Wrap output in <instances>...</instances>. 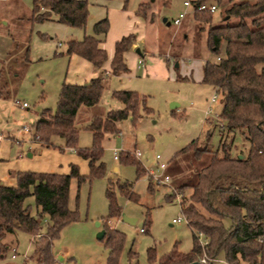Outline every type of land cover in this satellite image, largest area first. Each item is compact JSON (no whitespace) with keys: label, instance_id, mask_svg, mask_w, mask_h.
Returning a JSON list of instances; mask_svg holds the SVG:
<instances>
[{"label":"rangeland","instance_id":"374dc122","mask_svg":"<svg viewBox=\"0 0 264 264\" xmlns=\"http://www.w3.org/2000/svg\"><path fill=\"white\" fill-rule=\"evenodd\" d=\"M185 1L192 0H87L89 15L83 28H71L54 21L31 22L33 0L0 1V70L8 73L6 92L10 96L8 100L0 99V182L8 184L13 180L16 159L22 158L19 167L24 162L35 172L42 173L68 172L69 164L77 159L75 152L58 149L64 145L59 137L52 139L54 148L35 152L32 158H29L32 152L28 147L34 140V124L40 114L45 109L55 112L62 84L83 82L86 75L74 64L75 58L71 60L66 54L68 41L92 35L94 24L107 17L109 30L104 49L109 54L113 37L120 33H133L144 43L140 46L135 42L134 45L142 47L145 55L128 54V71L119 76H106L99 104L80 107L75 117L77 148L89 149L92 146V133L88 130L91 121L123 107L112 98L114 91L136 92L150 110L147 114L140 106L135 122L131 118L123 120L117 124L116 134L105 135L102 177L85 181L80 186L75 179L70 181L68 207L78 213L79 221L66 225L54 241L57 264H106L108 250L104 241L97 239V234L103 230V223L109 216V193L121 214L109 219L108 226L125 237L120 264H150L149 249H154L159 259L173 250L187 254L193 248L192 231L187 223L182 220L173 224L172 221L182 218L181 196L174 188L194 181L191 172L197 162L192 160L191 154L174 156L194 140L199 147L207 145L222 155L219 115L223 98L213 87L201 83L202 65L215 60V56L208 50L206 29L193 20L192 10L183 5ZM143 3L149 4L146 15L154 16L151 23L137 14ZM221 11L218 8L212 15V26L220 24ZM182 13L186 15L181 23L173 25L172 21ZM163 18L171 25L166 26ZM27 48L29 61L24 62ZM23 103L27 104L26 108L22 107ZM24 126L29 132L23 130ZM247 146L236 134L232 155H245ZM115 152L118 160H114ZM125 153L141 164L145 175L137 177L133 164L120 162ZM156 156L160 157L159 162L167 165L165 174L170 177L169 184H161L149 175L150 170L162 175ZM82 164L77 166L79 173L84 175L85 170L87 175L88 165L84 161ZM148 179L152 182V191L148 190ZM125 185L137 196V201L129 200L121 192L120 187ZM173 194L174 198H168ZM190 194L185 191L184 198L188 200ZM26 204L35 216L34 199H27ZM124 218L133 219L134 223L125 222ZM224 224L229 226L230 221L226 219ZM205 242L200 235L199 244L204 246ZM3 243L6 250L0 257V264H35L30 235L22 232L16 236L6 235ZM130 251L136 253V258H129ZM213 264H226L223 252Z\"/></svg>","mask_w":264,"mask_h":264},{"label":"trees","instance_id":"16d2710c","mask_svg":"<svg viewBox=\"0 0 264 264\" xmlns=\"http://www.w3.org/2000/svg\"><path fill=\"white\" fill-rule=\"evenodd\" d=\"M191 4L194 8L216 5L222 10L220 24L215 26L211 25L212 13L192 11L193 20L206 29L207 47L215 56V60L204 62L201 83L213 87L223 98L219 115L222 155L207 145L199 147L197 140L175 154L174 158L191 154L197 162L191 172L194 181L174 188L181 196L180 211L192 231L194 245L187 254L173 250L159 259L154 249H149L148 260L150 264H190L206 259L205 264H213L223 252L226 264H264V0H192ZM148 5L141 4L137 14L151 23L154 16L146 15ZM88 15L87 0H33L30 20L83 28ZM108 30L109 20L105 17L94 24L92 35L67 42L66 54L86 60L99 74L81 85L63 83L55 112L45 109L34 124V143L49 149L55 147L54 137L61 138L64 145L58 149L71 150L86 161L88 174L81 175L78 167L71 164L68 174L24 171L15 174V186L0 183V257L6 250L5 236L22 232L31 237L35 264H57L54 241L66 225L79 221L78 213L68 207L70 181L75 179L80 186L102 177L105 135L116 134L117 124L123 120L131 118L135 122L140 106L147 114L150 111L144 105V98L136 92L114 91L112 98L122 104V109L95 117L88 125L92 146L77 148L75 117L79 108L99 104L106 76H119L128 71L125 54L136 42L133 33L115 42L110 73H107L102 68L107 54L101 44ZM144 55L141 52V57ZM28 56L27 48L24 62L29 61ZM6 75L1 69V100L10 98L6 92L9 89ZM236 134L248 145L245 155L231 153ZM120 159L124 164L134 165L137 177L145 175L141 164L131 160L128 153ZM148 181V190L152 191V182ZM120 190L129 200H138L128 185L121 186ZM185 191L191 192L188 200L184 198ZM31 197L36 206L35 216L26 204ZM172 197L175 195L168 198ZM108 198L109 216L102 226L105 231L102 241L108 250L106 264H120L125 237L110 228L108 221L121 213L111 193ZM226 219L230 221L229 226L224 224ZM200 235L206 241L204 246L199 244ZM129 258H136V253L130 251Z\"/></svg>","mask_w":264,"mask_h":264},{"label":"crops","instance_id":"0c3cea01","mask_svg":"<svg viewBox=\"0 0 264 264\" xmlns=\"http://www.w3.org/2000/svg\"><path fill=\"white\" fill-rule=\"evenodd\" d=\"M0 1H7V0H0ZM186 2V1H185ZM189 2H191V1H189ZM129 34V33H128ZM122 35V36H121ZM107 36V35H106ZM123 36H126V35H123L122 33H120V34H117L116 36H114L113 37V41H114V44H115V42L116 41H118L121 37H123ZM105 39H106V37H105ZM114 44H113V46L112 47H110L109 48V50L110 49H112L111 50V52H110V54H109V52H108V50L107 49H104V42L101 44V47L107 52L106 54H107V61L105 62V64H104V66L102 67L103 68V70L104 71H106L107 73H109V71H110V63H111V60H112V57H113V53H114ZM136 44L137 45H143L144 43L143 42H141V41H139L138 40V38H137V36H136ZM139 46V48H141V49H139L141 52H143L144 53V51H142L143 50V48L142 47H140ZM137 48H136V46L135 45H133V48L129 51V52H127L126 54H125V61H126V56H128V54H131V52H134V54L136 53L135 52V50H136ZM133 54V53H132ZM136 56H139L137 53L135 54ZM75 58V59H74ZM70 59L71 60H75L74 61V64L77 66H79V67H81L82 69H83V71H84V73L86 72V75L83 77V82H85V81H89V80H91V79H93V78H95V77H97L98 76V72L96 71V70H94L93 69V67L91 66V64L90 63H88L86 60H84V59H82V58H80V57H78V56H75V55H72V56H70ZM139 62V61H138ZM140 63V62H139ZM203 66V65H202ZM124 74V73H123ZM122 75V74H121ZM200 79H202V74H201V78ZM83 82H69L68 84H77V85H81V84H83ZM28 147H29V150L32 152V154L30 153L29 154V158H32L33 156H34V154L33 153H35V152H39V151H41V150H43V149H47V148H43V147H41L39 144H37V143H34V142H31V144L30 145H28ZM77 156V155H76ZM77 159L75 160V159H73L72 160V162L69 164V166L72 164V165H75V166H80L81 164H82V162L84 161L83 159H81L80 157H76ZM22 160V158H20V160H18V159H16L15 160V164H14V167L15 168H17V170H14V171H12L13 172V175L15 176V174L17 173V172H19V171H31V172H35L32 168H30V166H28L26 163H21V166L19 167L18 166V163L19 162H22L21 161ZM84 162H86V161H84ZM87 163V162H86ZM83 165V164H82ZM69 166H68V169H69ZM70 170V169H69ZM15 173V174H14ZM51 173H58V172H51ZM69 173V171L67 172H62V173H58V174H68ZM83 174L85 175V170L83 171ZM0 183H2V184H4V185H6V186H10V187H13V186H15V184H16V180H15V177L13 178V180H11L8 184H7V182H0ZM100 225V224H99Z\"/></svg>","mask_w":264,"mask_h":264},{"label":"built area","instance_id":"2783aa9c","mask_svg":"<svg viewBox=\"0 0 264 264\" xmlns=\"http://www.w3.org/2000/svg\"><path fill=\"white\" fill-rule=\"evenodd\" d=\"M183 5H184V7L190 8L192 11L193 10H196L198 12L208 11V12L214 14L218 10V8H217L216 5H208V4L198 5L196 8H194L193 5L191 4V2H189V1L184 2ZM185 15H186V13H182V14H180L178 16V18H175L172 21L173 25H176V26L179 25L181 23V19H183L185 17ZM22 107L23 108H26L27 107V104L23 103L22 104ZM23 130L25 132H29V129L26 126L23 127ZM1 142H2V138L0 136V143ZM135 155H136V157H139L140 156L139 153H137ZM118 159H119V157L117 156V153L115 152L114 153V160H118ZM159 159H160L159 156H156L155 157V160H156V163H157V166H158V170L160 172H162V175H157L152 170L149 171V175L152 176L155 179V181H158L161 184H169L170 177H169V175L165 174L166 169H167V165L165 163L159 162ZM182 220H184L186 222V218L183 215H182V218H178L176 220H173L172 223L173 224H178ZM140 232H143V230H140ZM14 258H15V255H12V259H14Z\"/></svg>","mask_w":264,"mask_h":264},{"label":"water","instance_id":"95a60500","mask_svg":"<svg viewBox=\"0 0 264 264\" xmlns=\"http://www.w3.org/2000/svg\"><path fill=\"white\" fill-rule=\"evenodd\" d=\"M162 22L165 23L166 26H170V25H171V23L168 22L166 18H163ZM135 52H136L139 56H141V51H140L138 48L135 50ZM176 67H178V64H176ZM171 107H172V108H175V107L173 106V104L171 105ZM124 221H125V222H128V223H131V224L134 223V220H133V219H129V218H124ZM97 226L99 227V224H98V223H97ZM104 235H105V231H104V230H100V231L98 232V234H97V239L102 240V239L104 238ZM190 264H205V263H203V262H193V263H190Z\"/></svg>","mask_w":264,"mask_h":264}]
</instances>
